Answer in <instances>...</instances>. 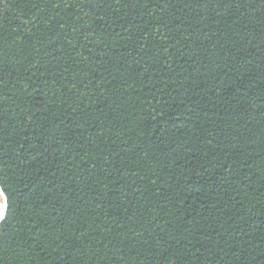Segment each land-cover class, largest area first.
<instances>
[{"label": "trees", "instance_id": "trees-1", "mask_svg": "<svg viewBox=\"0 0 264 264\" xmlns=\"http://www.w3.org/2000/svg\"><path fill=\"white\" fill-rule=\"evenodd\" d=\"M0 264H264V0H0Z\"/></svg>", "mask_w": 264, "mask_h": 264}, {"label": "snow or ice", "instance_id": "snow-or-ice-1", "mask_svg": "<svg viewBox=\"0 0 264 264\" xmlns=\"http://www.w3.org/2000/svg\"><path fill=\"white\" fill-rule=\"evenodd\" d=\"M0 194H2V190H0ZM6 219V215L4 213V210L0 208V222H3Z\"/></svg>", "mask_w": 264, "mask_h": 264}, {"label": "bare ground", "instance_id": "bare-ground-1", "mask_svg": "<svg viewBox=\"0 0 264 264\" xmlns=\"http://www.w3.org/2000/svg\"><path fill=\"white\" fill-rule=\"evenodd\" d=\"M0 208L4 210V201H3V196L0 194Z\"/></svg>", "mask_w": 264, "mask_h": 264}, {"label": "water", "instance_id": "water-1", "mask_svg": "<svg viewBox=\"0 0 264 264\" xmlns=\"http://www.w3.org/2000/svg\"><path fill=\"white\" fill-rule=\"evenodd\" d=\"M2 196H3V194H2ZM3 201H4V213H5V211H6V203H5V198H4V196H3Z\"/></svg>", "mask_w": 264, "mask_h": 264}]
</instances>
